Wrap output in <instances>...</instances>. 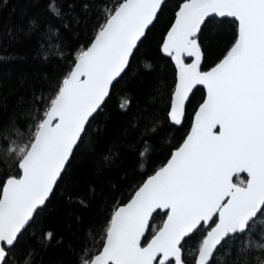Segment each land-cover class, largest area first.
I'll return each mask as SVG.
<instances>
[{
	"label": "snow or ice",
	"instance_id": "snow-or-ice-1",
	"mask_svg": "<svg viewBox=\"0 0 264 264\" xmlns=\"http://www.w3.org/2000/svg\"><path fill=\"white\" fill-rule=\"evenodd\" d=\"M35 6L5 33L34 44L45 71L22 110L0 118V264H264V0H79L67 11L49 0L55 25L29 15ZM158 62L172 79L123 130L131 166L107 186L97 166L88 198L74 195L112 89ZM189 106V126L169 139ZM120 108H131L127 93ZM148 138L162 145L156 159ZM57 193L78 222L97 201L75 244L46 219Z\"/></svg>",
	"mask_w": 264,
	"mask_h": 264
},
{
	"label": "trees",
	"instance_id": "trees-1",
	"mask_svg": "<svg viewBox=\"0 0 264 264\" xmlns=\"http://www.w3.org/2000/svg\"><path fill=\"white\" fill-rule=\"evenodd\" d=\"M49 0H0V82H3L4 87L0 88V118H6L13 114L19 113L22 110L21 98L28 97L31 94L33 86L37 89L43 86L41 75L45 71V66L41 64L37 53L34 50V44H19L9 41L5 34L7 30H14L16 26L22 23L20 11L26 4L36 5L30 7L29 15H36L41 21L49 20L52 24L57 21L47 12V4ZM57 3L64 11H67V6L70 3H79V0H57ZM15 9V11H13ZM76 11H79L77 7ZM27 17H25V20ZM156 45L153 42L146 50L149 57L156 55ZM144 51V50H142ZM141 61L144 57H140ZM136 67V66H134ZM50 70V69H49ZM137 70L135 82L131 87L126 88L121 82L112 89L111 98L107 100L106 106L101 116L93 122V128L97 126L100 132H93L96 138V154L95 159L85 161L77 165V182L73 186V194L88 198V182L97 180L95 175H90L96 171L98 166L100 169L99 178L104 180L105 186L107 181H117L122 170L131 166V159L128 154L126 145L122 143L123 130L136 114L139 108L144 107L145 101L149 94L158 87L163 80L169 83L172 79L170 68L163 67L162 62L155 65L154 70H148L141 63ZM127 93L131 100V108L124 112L120 108L123 102V96ZM200 93L196 95L198 99ZM163 115V113H160ZM191 119V106H189V115L185 120V127L180 128L179 132H171L168 138L178 139L189 126ZM150 143L149 157L157 158V153L162 147L160 141L154 138H148ZM109 150L116 155L112 158L110 166H105L103 157L108 155ZM149 167L151 165L149 164ZM64 197L57 193V199L54 204H58L57 210L53 211L46 219L50 220V227L56 233V239L63 238L65 244L69 241L77 243V237H82L85 229L95 219L97 201H92L91 209L79 210V216L82 218L80 222L76 219V210L71 206H65ZM154 224L160 223V218L157 217ZM79 229V231H77ZM75 233V235H74ZM55 245V241H53ZM64 254V246H54L45 255V259H55Z\"/></svg>",
	"mask_w": 264,
	"mask_h": 264
}]
</instances>
